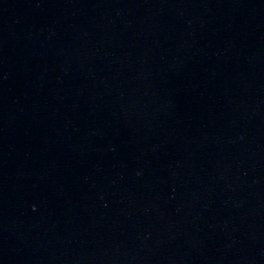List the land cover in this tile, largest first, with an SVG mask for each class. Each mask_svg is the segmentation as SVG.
<instances>
[{
    "label": "water",
    "instance_id": "1",
    "mask_svg": "<svg viewBox=\"0 0 264 264\" xmlns=\"http://www.w3.org/2000/svg\"><path fill=\"white\" fill-rule=\"evenodd\" d=\"M0 264H264V0H0Z\"/></svg>",
    "mask_w": 264,
    "mask_h": 264
}]
</instances>
